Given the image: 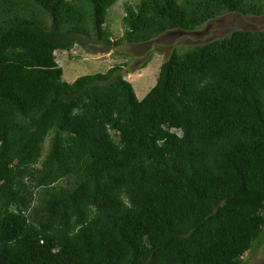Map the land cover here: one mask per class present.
I'll return each mask as SVG.
<instances>
[{"label": "trees", "instance_id": "16d2710c", "mask_svg": "<svg viewBox=\"0 0 264 264\" xmlns=\"http://www.w3.org/2000/svg\"><path fill=\"white\" fill-rule=\"evenodd\" d=\"M114 2L0 0V264H247L264 239V29L171 50L141 99L118 65L64 80L54 51L264 0L125 2L113 39Z\"/></svg>", "mask_w": 264, "mask_h": 264}, {"label": "rangeland", "instance_id": "374dc122", "mask_svg": "<svg viewBox=\"0 0 264 264\" xmlns=\"http://www.w3.org/2000/svg\"><path fill=\"white\" fill-rule=\"evenodd\" d=\"M137 1L115 0L109 7L105 26L111 31L113 39L122 35L123 4L125 2L135 4ZM236 28L264 29V13L244 15L229 11L205 21L195 29H170L148 41L138 43L121 41L116 46L92 42L82 46L75 43L68 50L56 49L54 54L62 67V77L68 82L77 76L102 72L110 66L118 65L117 72L131 82L137 98L141 99L156 82L159 66L171 50H185L190 46L227 35ZM144 62L146 64L142 67ZM46 146L47 139L44 142V147ZM243 259L247 264H264V239L254 250L245 253Z\"/></svg>", "mask_w": 264, "mask_h": 264}]
</instances>
